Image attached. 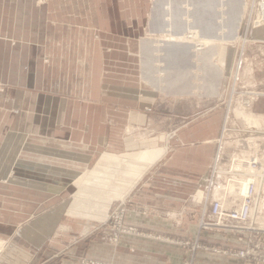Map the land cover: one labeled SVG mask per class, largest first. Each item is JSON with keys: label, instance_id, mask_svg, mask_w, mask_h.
I'll return each instance as SVG.
<instances>
[{"label": "crops", "instance_id": "crops-1", "mask_svg": "<svg viewBox=\"0 0 264 264\" xmlns=\"http://www.w3.org/2000/svg\"><path fill=\"white\" fill-rule=\"evenodd\" d=\"M88 1L95 9L89 18L96 21L92 25L93 31L88 32L92 37L87 39L90 40L89 47L84 46V51L93 53L88 62L94 68L93 85L89 86L93 94L90 92L89 97L98 98L103 67L109 64L126 70L134 68L145 39L146 8L151 0ZM238 1L241 24L237 32L264 44V21H255L260 0ZM27 3L30 8L27 14L32 13L33 8L37 11L44 7L45 16L41 17L52 16L53 12L49 10L51 0H28ZM26 17L33 18L32 14ZM21 19L22 0H0V45L10 41L9 49L13 53L31 51L37 59L43 60L39 62L41 65L52 66L55 60L49 51L52 45L48 41L42 46L33 43V36H39V30L32 24L26 27L29 43L20 41V31L11 34L9 29L12 27L14 32L23 28ZM81 40L79 36L78 45L82 44ZM72 45H76L75 38L67 49ZM3 46L6 50L7 47ZM42 55L45 56L43 59ZM5 57L8 59L6 53ZM117 88L112 87L110 91L127 92L125 99L135 100V93L130 89ZM138 93L149 96L145 90ZM11 100L16 104L18 98L10 94L6 101L0 98V121H7V114L8 118L11 117L7 113ZM45 107V115L38 117L31 112L24 121L16 118L12 124L0 128L11 131L8 137L13 139L0 142V245L6 240L9 243L7 247L2 245L0 264H76L83 256L111 264H257L205 249H191L194 242L201 247L222 250L240 247L220 234L199 232V209L186 201L190 192L198 187L192 180L207 174L212 162L216 150L214 141L219 135L218 118H211L180 134L176 148L164 162L176 177L153 176L145 184L135 186L144 177V172L137 178L124 176L120 170L110 167L101 170L99 161H95L89 171L93 156L103 146L113 148L119 146V142H104L101 136L94 137L98 142H54L48 137V132L52 134L55 129L53 106ZM124 114L129 125H134L135 118L141 117L133 111ZM63 115L66 116V112ZM67 118L62 119L63 124L67 123ZM43 121L45 126L41 125ZM37 131L41 133H34ZM43 131L46 132L45 138H42ZM31 137L36 142H31ZM152 143L122 142L123 149L115 148V152L122 155L126 152L133 158L140 155L143 162H150L164 149L160 147L151 151ZM72 149L76 152L69 151ZM163 155L165 153L158 157ZM83 176V180L78 181ZM69 191L74 193L72 203L67 207L68 201L62 200L60 206L54 207V196ZM104 194L107 196L103 197ZM125 196L129 197L130 203L124 223L139 233L121 236L115 246L97 237L85 238L89 228L94 230L105 221L106 205H111L114 198ZM104 231L102 233H106ZM52 254L59 256L53 258Z\"/></svg>", "mask_w": 264, "mask_h": 264}, {"label": "rangeland", "instance_id": "rangeland-1", "mask_svg": "<svg viewBox=\"0 0 264 264\" xmlns=\"http://www.w3.org/2000/svg\"><path fill=\"white\" fill-rule=\"evenodd\" d=\"M51 1L49 10L53 12L52 16L41 17L45 16L44 7L39 8L38 12L33 8V12L27 14L28 9L30 10L28 0H22L23 28L15 32L13 27L9 30L12 35L19 34L17 32L20 31V41L29 43L26 27L32 24L39 30V36H33V43L42 46L44 41H48V44L52 45L49 50L55 59L52 66L41 65L39 62L43 60L37 59L34 52L19 50L13 53L9 49L10 41L0 45V98L6 101L9 94L18 98L16 104L12 103V100L9 102L10 109H7V113L9 112L11 117L8 118L9 114L5 115L7 121H0V128L12 124L16 118L24 121L31 112L38 114V117L45 115V106H53L55 129L52 134L48 132L49 138L54 142H98L94 137L101 136L104 142H119L117 147L103 146L100 151L96 149L99 153L93 156L89 171L95 166L93 163L99 161V164H102L99 165L101 170L110 167L120 170L124 176L133 175L137 178L144 172V179L141 177L135 186L145 184L152 180L153 176L176 177L164 162L176 148L180 134L211 118H218L219 135L214 141L216 150L209 168L215 160L218 141L221 138L222 154L226 156L230 150L239 158L246 155L252 146L247 137H261L264 140L263 98L260 97L264 94V44L237 32V40L221 45L219 55L216 53L217 48L212 46L210 49H204L199 42L202 37L218 36L221 30L225 31V36L233 35L235 28L241 24L238 0L226 1L224 9L221 8L222 4L215 0L211 10L201 4L202 0H151L146 8L148 13L145 39L137 54L134 68L126 70L109 66L107 63L108 65L102 68V84L98 98L89 97L90 92L93 94L89 86L92 84L94 68L88 65V62L93 53L84 51V46L89 47L90 40L87 39L92 37L88 32L93 31L92 25L96 21L89 18L95 10L94 5L88 0ZM197 1L201 6H197ZM198 10L205 12L201 21L196 17L201 13ZM30 14L32 19L26 17ZM259 15L261 14L258 7L256 19ZM195 25L197 28H194ZM79 36L82 38L80 45L76 41ZM171 36L175 40L177 37L183 38V42H163ZM74 38L75 47L72 45L67 49L68 44L74 42ZM3 45L7 47L6 50ZM193 47H200L201 51L197 54L191 49ZM44 57L42 55L41 58ZM112 87L130 89L135 93V100L125 99L127 92L110 91ZM141 90L149 92V96L138 93ZM126 111L137 112L141 117L135 118L134 125H129L125 121ZM64 112L66 116L63 115ZM240 112L258 119L261 127L247 123L244 117L236 114ZM65 117H68L67 123L63 124L62 119ZM225 118L232 124L233 129L222 137ZM44 124L45 121L41 123L45 126ZM10 132L0 130V142L3 139L7 142L6 138L12 141L13 139L8 137ZM42 133V138H45L46 132ZM31 138V142H36L34 137ZM243 138L244 142L240 141ZM122 142H153L151 151L164 147L163 152H159L160 155H165L160 158V155H155L150 162H143L140 155L133 158L126 152L123 155L115 152V148L123 149ZM69 151L76 152L73 149ZM122 158L125 159L122 161ZM203 176L192 182L199 185ZM202 193L204 198L203 186L196 187L186 198L187 203L198 207L199 218L202 206L197 203L202 198ZM73 194V191H69L55 195L54 207L60 206L63 201H68V207L73 201ZM104 195L103 197L107 196ZM129 203L127 196L114 198L111 205H106L105 221L94 230L89 228L84 237H97L109 244L107 239L110 231L103 227L104 223L112 212L121 208L122 204L126 210ZM5 244L7 247L9 243L5 241ZM55 256L59 254H52L53 258H57Z\"/></svg>", "mask_w": 264, "mask_h": 264}, {"label": "built area", "instance_id": "built-area-1", "mask_svg": "<svg viewBox=\"0 0 264 264\" xmlns=\"http://www.w3.org/2000/svg\"><path fill=\"white\" fill-rule=\"evenodd\" d=\"M260 97L263 98L264 113V94ZM232 127V124L225 118L222 137L223 134L233 129ZM260 127L258 126V128ZM246 139L252 142V146L242 158L234 155V152L230 150L224 156L222 154L223 146L220 145L223 139L221 138L219 143L217 142L218 150L215 160L207 174L201 178L205 181L203 185L204 198L202 193V198L197 203L198 206H202L201 216L198 220L199 232L220 234L222 237L230 238L240 247L222 250L201 247L197 242H194L191 249L193 251L205 249L246 263L264 264V140L254 136ZM244 140L245 138L240 141L244 142ZM218 180L224 184V189L218 198H214L213 190L218 184ZM228 184L237 186L239 196L237 194L235 197L229 195L226 187ZM121 206L110 214L103 226L109 229L110 234L107 240L113 246L123 235L138 234L135 228L125 225L126 210L124 204ZM186 244L188 245V243L184 245ZM76 264L111 263L83 256L78 259Z\"/></svg>", "mask_w": 264, "mask_h": 264}, {"label": "bare ground", "instance_id": "bare-ground-1", "mask_svg": "<svg viewBox=\"0 0 264 264\" xmlns=\"http://www.w3.org/2000/svg\"><path fill=\"white\" fill-rule=\"evenodd\" d=\"M215 0H202L201 1V4H203V6H208V8H209V10H211V9H213L214 8V5H213V3H215L214 2ZM226 1H229V0H217V2H220V4H222L221 5V8L222 9H224L223 7L225 6V2ZM159 3V2H158ZM171 3V2H170ZM197 3H198V1H197ZM244 3V2H243ZM169 5V4H168ZM197 6L199 7V6H201L199 3L197 4ZM259 13L261 14V15H259V17L256 19V22H263L264 21V2L262 1V0H260L259 1ZM168 8H170V7H168ZM169 10V9H168ZM171 10V9H170ZM198 11H200V10H198ZM198 11H196V13H198ZM201 13H198L197 14V20L198 21H201L202 20V17L205 15V12L204 11H200ZM189 19V18H188ZM222 24V23H221ZM223 25V24H222ZM223 27V26H222ZM194 28H197V26L195 25V27ZM238 28H239V26L238 27H236L235 28V31H233V35H229V36H225L223 33L225 32H223L222 30L220 31V33H219V35L218 36H212V37H202L201 38V40H199V42H200V44L202 45V48H204V49H210L212 46L213 47H215V48H217V52L216 53H218L219 55H220V51H221V48H220V46L221 45H223L224 43H228V42H232V41H235V40H237V30H238ZM198 32V31H197ZM185 39H187V38H185ZM183 42V38H178L177 37V39L175 40V38L174 37H170L168 40H163V42ZM165 46V45H164ZM168 46V45H167ZM199 46V45H198ZM191 49H194V47L193 48H191ZM189 50H190V48H189ZM203 50V49H202ZM193 51H195L197 54L199 53V51H201V48L200 47H198V48H195ZM164 55V54H163ZM165 56V55H164ZM213 57L215 56V54H213L212 55ZM205 61L207 62V60L205 59ZM210 63H212V61H210ZM142 64V63H141ZM206 66V65H205ZM199 71V70H198ZM160 74V73H159ZM157 76H159V75H157ZM143 80H145L146 81V79H144L143 78ZM159 80V79H158ZM147 82V81H146ZM152 87V86H151ZM244 109V108H243ZM238 110V109H237ZM240 111V110H239ZM238 111V112H239ZM245 112V111H244ZM248 112V111H247ZM252 113V112H251ZM237 115H241V117L243 118L244 117V120L247 122V123H249V124H251V125H256V126H259V122H258V119H253V117L251 118L249 115L247 116V115H245L243 112H240V113H236ZM249 114V113H248ZM253 115V114H252ZM256 116V115H255ZM261 116V115H260ZM242 157H244V156H242ZM204 180H202V182L198 185V187H200V186H203V184H204ZM226 187H227V191L229 192V195H232V196H236V194L239 192V190L237 189V186L236 185H234V184H228V185H226ZM225 187V188H226ZM223 189H224V185H222L219 181H218V184L215 186V188H214V190H213V195H214V197L215 198H218L220 195H221V193L223 192ZM237 196H239L238 194H237ZM229 200H230V198H229ZM228 202V201H227ZM230 202V201H229ZM18 228V227H17ZM17 231V230H16ZM4 240V239H3ZM7 241V240H6ZM3 243V242H2ZM2 245H4V243L2 244ZM2 245H0V250H2ZM6 245V244H5ZM4 251V250H3Z\"/></svg>", "mask_w": 264, "mask_h": 264}]
</instances>
